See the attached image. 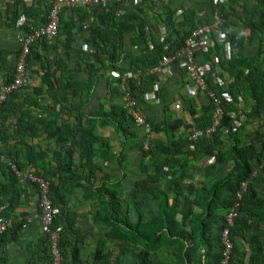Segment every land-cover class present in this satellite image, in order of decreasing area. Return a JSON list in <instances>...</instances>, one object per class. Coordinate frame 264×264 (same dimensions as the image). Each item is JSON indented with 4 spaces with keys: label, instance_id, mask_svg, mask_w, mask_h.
I'll return each mask as SVG.
<instances>
[{
    "label": "trees",
    "instance_id": "trees-1",
    "mask_svg": "<svg viewBox=\"0 0 264 264\" xmlns=\"http://www.w3.org/2000/svg\"><path fill=\"white\" fill-rule=\"evenodd\" d=\"M249 1L224 0L213 4L212 0H141L136 5L126 6L122 15H117L116 7L112 5L108 9L97 5H78L69 8L70 13L65 14L61 9L55 35L29 46L25 63L28 83L9 92L0 105V194H9L6 204L0 199V216L11 214L21 204L24 190L5 160L11 155L10 160L19 170H27L48 181V196L54 205L68 200L66 186L80 188L96 196L103 204L105 214L110 217L111 230L107 237L120 250H134V246H141L142 250H146L144 255H139L141 261L144 260L143 264H154L149 252L161 247L174 251L173 264H219L223 258L221 231L225 214L240 183L248 180L264 159V134L257 133L258 146L254 140L243 144L240 139L242 134L250 135L244 131L250 120L264 116V0H251V4ZM17 3L20 7L12 9L7 18L9 21L4 22L8 27H18L16 23L19 24L20 15L36 18L33 8L23 1ZM49 5L43 8L38 26L48 20ZM237 7H241L243 12H238ZM178 9L181 10L180 16L175 15ZM215 11L222 17L221 27L226 38L222 43L215 41L198 62L216 56L207 85L221 97L223 114L208 137L191 138L195 130H205L211 125L213 104L208 96L203 94L198 114L194 98L180 94L181 104L188 103L185 106L191 117V121L183 122L181 118H160V112L169 108L166 102L175 100L173 89L168 90L167 84L159 83L155 92L159 97L156 103L145 101L143 95L152 89L156 79L148 70L167 51L181 47L190 30L210 22ZM237 22L249 31L246 39L253 46L249 55L240 50L233 53L229 49L230 42L237 40L230 26ZM161 23L167 27V34L162 40L158 34ZM35 27L37 25L32 22H24L19 34ZM77 34L82 37L83 45L73 44ZM20 49V43L15 49L0 47V75L4 84L13 80ZM125 71H139L138 81L126 79L125 92L144 112L149 133L165 137L159 139L153 136L147 148L143 147L145 134L141 133V127L135 124L124 107L120 77ZM34 76L39 77L38 85L33 82ZM103 76L110 101L108 107L102 102L94 103L93 88ZM215 78L225 80L226 86L219 87ZM165 89L168 92H164ZM174 91L180 93L179 87ZM223 91L227 96H222ZM240 99L247 101L249 106L240 109ZM11 117L15 118L14 123L9 121ZM235 121L239 122L238 126H234ZM106 125L112 126L121 137L118 153L108 140L101 139L95 132L97 126ZM181 126L187 130L182 137L176 135ZM224 130L233 144L229 149L220 151ZM25 135H44V138L54 141L53 147L28 144L23 140ZM11 141L13 146L22 144L24 149L15 151L12 148L9 154H4V146ZM126 148L137 153L135 160L152 168V172L143 168L145 177L134 181V185L138 189L143 188L150 197H139L137 189L135 193H130L134 197L130 206L120 193L124 174L111 181L112 174L106 170L111 163L123 167L122 162L127 160ZM198 154L214 155L213 167L228 158L233 159L235 164L222 179L190 190L185 195L180 182L185 177L187 157ZM1 155L9 158L3 160ZM164 166L169 170V175L165 177L162 172ZM178 170L180 173L176 174ZM261 171L264 173V163ZM160 174L164 177L166 190L151 185ZM93 184L96 186L92 187ZM27 185L34 187L38 200L37 184L27 180ZM250 190L249 186L242 198L247 197ZM221 193H224V202L219 204L217 199L222 201L219 199ZM189 195L192 197L189 198ZM179 197L183 202L179 212L181 217L187 218L191 214L196 221L188 231L184 230L181 218L178 221L175 217ZM146 200L150 204L147 213ZM193 205L200 211L193 212ZM36 209L40 211L37 201ZM217 209H222V213ZM129 213L135 218L131 219ZM26 220L22 216L15 220L12 227L0 232V245L16 240ZM241 221L236 217L229 228L233 245L227 264L240 262L235 257V237L241 235ZM57 224L55 217L51 227ZM61 234L62 229L58 249L65 257L67 247H64ZM44 236L47 241V236ZM74 247L75 244L71 243L69 250ZM96 250H103V244H99ZM255 259H251L249 264L256 262Z\"/></svg>",
    "mask_w": 264,
    "mask_h": 264
},
{
    "label": "crops",
    "instance_id": "crops-1",
    "mask_svg": "<svg viewBox=\"0 0 264 264\" xmlns=\"http://www.w3.org/2000/svg\"><path fill=\"white\" fill-rule=\"evenodd\" d=\"M20 1H23L26 6L33 8L32 12L36 15V18L33 19L25 15H20L21 18L17 20L19 21V24L16 23V26L18 25V27L12 28L6 26L4 22L9 21L7 18L8 15L10 16L12 9L20 7V3H17ZM50 1L51 0H0V47H8L11 49L17 48L19 46L17 35L21 31V25L24 22H32L34 25L38 26L40 16L43 15L42 10L46 4L48 5L50 3ZM251 3L252 2L250 0L249 4ZM237 11L243 12V9L241 7H237ZM63 13H70L69 8L63 7L62 14ZM159 26L160 28L165 27L162 23L159 24ZM165 31H167V27L165 28ZM230 31L237 36V40L234 41V43L230 42V51L235 53L240 50L241 53H244L246 55L251 54L253 52V46L246 39L249 33L248 29L243 27L241 23L237 22L235 25L230 26ZM78 35L79 34L74 37V40L77 38L80 39L79 37L81 36ZM80 40H82V37ZM201 58L202 56H198L197 61H199ZM171 70L172 71L167 79L161 81L160 84H167L172 88L179 87L180 93L183 94V92H185L182 86V79H184V74L176 66V64L172 65ZM33 79L34 84L38 85L39 77L34 76ZM150 91L151 90H149V92ZM193 98L195 110L198 114H200V104L204 97L202 94H197ZM148 100L150 101V103H156L158 102L159 97H156L155 94L154 98ZM177 101L179 106L175 103ZM171 103H175L177 107H175L174 104V107L173 105H171V108L175 110H170V108H168L167 111L160 112L161 119L167 120L173 118H181L183 122L191 121L190 114L186 110V106L188 103H185V106V104H181L180 99H176ZM248 106L249 105L247 101L244 102L241 99L239 100L238 107L240 109H245ZM170 113L173 114L174 117L169 118ZM9 121L14 123L15 118L11 117ZM96 129H98L99 131L95 130V132H97L99 137L103 140H108L107 136L102 137V133L106 131L107 135H110V137L114 139L109 143H114L111 144L114 150H118V152L120 151L121 137L118 136L119 134L115 132L112 126H97ZM244 131L245 133H248L250 135L246 136V134H242L240 136L241 142L245 144L250 140H254L256 142L255 144H257L258 146L257 133L264 134V116H262L260 119L250 120V123L245 126ZM177 132L178 134H181L186 133L187 130L181 126L176 131V133ZM117 137H119V140L117 139ZM155 137L159 139H165L162 134L155 135ZM23 140L28 144H38L40 146L39 142H41L43 146L47 145V148L53 147L50 144L53 141L44 138V135L40 137H31L29 135H25ZM232 144V138L229 136L227 131L224 130L221 134V144L219 146V150H227L232 146ZM12 148L15 151H22L24 149V146L22 144L13 146V142L11 141L8 143V145L4 146V154H9V151ZM15 151H12V154ZM9 157L11 158L12 156L9 155ZM9 157H7L6 155H1V159L3 160ZM10 158L5 160H10ZM214 159V155L206 156L204 154H198V156L196 157H187L188 162L184 173L185 177L180 182V185L183 188V194L186 195L188 192H191L190 190L201 187L203 185H211L212 181L222 179L223 176L227 174L235 164V161L233 159L228 158L223 163L220 162L215 167H213L212 164L214 162ZM263 163L264 159L262 164ZM262 164L258 165V167L255 168V170L251 174V177L248 179L247 188H249L250 186L251 190L250 192L248 191L247 197L242 198L243 200L241 201V204L238 208L237 218L238 220L239 218L242 220L240 224L242 231H240L241 235H236L235 237V257L240 259V262L235 261V264H249L251 259L253 260L255 259V257L256 262H253V264H264V173H262L261 167H259ZM53 167H55V164L53 165ZM123 167H120L121 173L118 176L119 178L122 176V174H124V177L122 179L123 182L121 184L122 188H120L122 190H120V193L123 195V199L130 206V199L134 198L132 195H130V193H135L138 189V187L134 185V181L138 178H133L129 182L124 183V179L128 176H133V172L125 171ZM148 171L152 172V168H148ZM22 172L28 173L27 170ZM162 172L165 174L164 177L169 175V170L165 166L163 167ZM137 173H139L141 176L139 178L145 177L144 171L140 172L138 170ZM179 173L180 171L178 170L176 174ZM164 177L162 174H160L157 180L152 182L151 185L153 187L157 186L159 190H166ZM18 178L20 183L22 184V187L24 188L20 201L21 204L16 207L12 213L10 212L11 214L9 215L12 216L15 220H19L20 218H22V216L26 217L27 220L25 224L19 229L16 240L8 241L0 245V264H49L50 254L47 241H45V236L41 231L39 221L36 219V217H34V215L37 213V197L36 193H34L35 189L34 187L28 186L27 180L23 177L18 176ZM1 179L4 180V178ZM110 180L114 181L111 178ZM94 186H96V184H93L92 187ZM247 188L243 196H245ZM66 189L69 190V193L67 194L69 196L68 200H65L64 203L58 202L57 205L60 209V213L57 216V219L58 224L62 226L61 239L62 242L65 243L64 247H67V250H64L65 257H63L62 259V264H143L144 260L141 261L139 255H144L146 253V250H142L141 246H134L135 250H120L114 244L113 240L107 237L106 234L111 230V226L109 224L110 217L105 214L104 206L96 196H92L91 192L84 191L83 189L76 187L70 188L69 186H66ZM94 190L95 189H93L92 191ZM138 193L139 197H150L141 187L140 189H138ZM8 196L9 194L7 193L3 195L0 194V199H2L3 203H7ZM189 196V198L192 197V195ZM223 197L224 193H221L219 199H221L222 201H218L217 199V202L219 204L224 202ZM149 205V202L146 200V213L149 209ZM182 205L183 202L179 197L177 214L175 217L178 221L181 218L184 230L188 231L191 226L196 224V221L194 216H192L191 214L187 218L181 217V214L179 212ZM192 210L193 212L200 211L199 207H197L196 205L192 206ZM217 211H219V213H222V209H217ZM143 212H145V210ZM129 217L131 219H134L135 215L129 213ZM71 243L75 244L73 250H69V245ZM99 244H103V250H96ZM173 252V250L161 247L160 250L150 251L149 254L152 257V261L154 262V264H173Z\"/></svg>",
    "mask_w": 264,
    "mask_h": 264
},
{
    "label": "built area",
    "instance_id": "built-area-1",
    "mask_svg": "<svg viewBox=\"0 0 264 264\" xmlns=\"http://www.w3.org/2000/svg\"><path fill=\"white\" fill-rule=\"evenodd\" d=\"M141 0H51L50 9L48 14V20L46 23L39 25L35 28L30 29L28 32H23L17 35V39L21 44L20 52L17 56L15 66H14V77L11 83L4 84L0 75V105L5 99L6 95L12 90L20 87L21 85L28 83L27 74L25 71V63L27 54L29 53V46L31 43L37 42L43 38L51 39L57 29L58 15L63 7L75 8L78 5L83 6H104L106 9L109 5L116 7V14L122 15L126 6L133 4L136 5ZM222 0H212L213 4H217ZM175 15H181V10L178 9ZM222 17L215 11L211 15V21L208 23H201L195 28L190 30L184 39V43L179 48H173V50L167 51L163 54L158 61V63L150 68L148 72L156 76L155 82L152 86V90L148 93H144V97L151 99L155 97V91L158 90V85L161 81L167 79L171 73L172 65L176 66L184 74V79H182V84L184 90L188 95L193 96L197 94H204L208 96L213 104L212 112V122L209 127L205 130H195L191 135V138H196L202 135L209 136L211 132L214 131L215 127L219 124L223 111L220 106V96H217L213 89L209 88L207 85V79L211 77V66L216 62V56H211L210 58L204 59L202 62L197 61V57L201 56L203 53H207L214 45V42H223L226 38L225 32L221 27ZM166 27H158V34L160 40L164 38L167 34L165 31ZM75 43H81L80 39H75ZM83 45V43L81 44ZM227 48V47H225ZM228 49V48H227ZM226 50V49H225ZM227 52V50H226ZM139 71H125L120 77V88L124 91L122 99L127 107V112L131 115L135 124L142 127L145 132L144 148L148 146L149 135V125L145 119L144 112L136 105L133 99H131L130 94L125 92V81L128 78L138 81ZM215 83L219 87L226 86L223 79L215 78ZM222 96H227L226 92H222ZM239 122L235 121L234 126H238ZM238 124V125H237ZM147 142V143H146ZM1 145V142H0ZM10 165L11 170L17 175L24 179L34 182L38 186V206L40 211L37 212L34 217L39 221L41 231L43 235L47 236V245L49 247L50 262L49 264H62L63 257L58 249V241L60 230L62 226L57 224L55 227H51L53 220L60 213V209L57 205H54L49 196V183L47 180L43 179L33 173H23L20 171L11 160H7ZM261 167V166H259ZM247 181L240 183L238 190H236L234 199L229 206L225 217L224 226L221 231V242L223 244V258L219 264H227L229 254L232 249V242L229 237V228L233 226L234 220L237 217L238 207L242 199L243 194L246 191ZM15 219L10 215L0 216V232L12 227Z\"/></svg>",
    "mask_w": 264,
    "mask_h": 264
},
{
    "label": "rangeland",
    "instance_id": "rangeland-1",
    "mask_svg": "<svg viewBox=\"0 0 264 264\" xmlns=\"http://www.w3.org/2000/svg\"><path fill=\"white\" fill-rule=\"evenodd\" d=\"M79 36V35H78ZM77 36V37H78ZM80 39H81V37H79ZM82 42L83 41H81V43L79 44V42H78V45H81L82 44ZM74 45H77V44H75L74 43ZM104 79H105V77L103 76V77H101L99 80H98V82L96 83V85L94 86V88H93V95H94V103H96V101L97 102H102L106 107H108V105H109V96H108V91H107V88H106V86H105V83H104ZM164 86H165V84H164ZM183 86V85H182ZM181 86V87H182ZM170 89H173V91L172 92H174V94H175V96H174V98H175V100L176 99H181V97L179 98V96H180V94H182V93H178V92H176V91H174V88H172V87H168V90H170ZM183 89H184V87H183ZM164 92H168L167 91V89H165L164 90ZM179 92H180V88H179ZM183 94L184 95H188V93L185 91V92H183ZM195 95H193L192 96V99H193V97H194ZM99 97V98H98ZM174 100V101H175ZM194 100V99H193ZM178 106H179V104H178V101L177 102H175ZM174 103V104H175ZM169 104V108H170V110H175V109H173V108H171V105H173V107H174V104L173 103H168V102H166V105H168ZM175 104V107H177V105ZM160 107L161 106H163V103L162 104H160L159 105ZM174 112V111H173ZM172 117H174L173 116V114H171L170 113V115H169V118H172ZM140 129H142L141 130V133H142V131H143V128H140ZM96 131H99L98 129H96ZM97 133V132H96ZM101 135V134H100ZM116 135H118V134H116ZM176 135H180L181 137H182V135H184V133H181V134H178V132L176 133ZM103 136H107V139L109 140V142H112V140H114L113 138H111L110 137V135H107V133H106V131L104 132V133H102V137ZM119 136V135H118ZM153 136H155V134H153ZM153 136L150 134V135H148L147 134V137H148V139H152L153 138ZM119 137H117V139H118ZM154 138H157V137H154ZM106 140V139H105ZM119 140V139H118ZM53 141V140H52ZM54 142V141H53ZM53 142L52 143H50L51 144V146L53 145ZM147 143V142H146ZM39 144H40V146H41V148H43V147H45V146H43L42 145V143L41 142H39ZM46 144V143H45ZM111 144H114V143H111ZM118 147H119V145H118ZM118 149V148H117ZM116 153H118V150H116ZM125 153H126V159L127 160H124L122 163H123V165H124V170L125 171H128V172H133V176H128V177H126L125 179H124V183H126V182H129L130 180H132L133 178H139V177H141L140 176V174L139 173H137L138 172V170L140 171V172H142L143 170V168H151V166H149V165H142L141 164V162H139V161H137V160H135L136 158V155H137V153L136 152H134L133 150H131V149H125ZM50 154V152H48V155ZM144 164V163H143ZM144 166V167H143ZM120 167H121V165L120 166H117V165H115V164H113V163H111L110 165H109V168H107L106 170L107 171H109V173H111L112 174V176H111V179L112 180H115L119 175H120V173H121V170H120ZM123 168H121V169H123ZM123 182V181H122ZM121 197H123V195H121ZM131 201H132V199H130ZM134 250H135V248H134Z\"/></svg>",
    "mask_w": 264,
    "mask_h": 264
},
{
    "label": "clouds",
    "instance_id": "clouds-1",
    "mask_svg": "<svg viewBox=\"0 0 264 264\" xmlns=\"http://www.w3.org/2000/svg\"><path fill=\"white\" fill-rule=\"evenodd\" d=\"M222 1H224V0H222ZM222 1H221V2H222ZM175 14H176V13H175ZM17 40H18V39H17ZM81 41H82V40H81ZM18 42H19V41H18ZM19 43H20V42H19ZM74 43H75V42H73V44H74ZM82 43H83V42H82ZM75 44L78 45V42L75 43ZM151 90H152V89H151ZM148 92H149V91L145 92V94L148 93ZM155 92H156V91H155ZM143 98H144L145 101L150 102L147 98L144 97V95H143ZM131 99H132V98H131ZM122 100H123V99H122ZM123 101H124V100H123ZM124 107L127 108V107L125 106V104H124ZM141 128H142V127H141ZM143 134H145L144 130H143ZM149 135H150V133H149ZM145 137H146V136L144 135L143 143H144ZM149 142H150V139H148V144H149ZM143 147H144V145H143ZM250 177H251V176H250ZM245 181H247V184H248V180H245ZM242 182H243V181H242ZM246 188H247V187H246ZM243 195H244V194H243ZM242 197H243V196H242ZM233 199H234V196H233ZM240 202H241V201H240ZM239 205H240V204H239ZM238 208H239V207H238ZM237 210H238V209H237ZM57 216H58V215H57ZM231 242H232V241H231ZM232 245H233V243H232Z\"/></svg>",
    "mask_w": 264,
    "mask_h": 264
}]
</instances>
